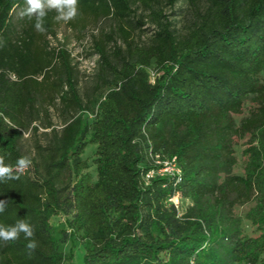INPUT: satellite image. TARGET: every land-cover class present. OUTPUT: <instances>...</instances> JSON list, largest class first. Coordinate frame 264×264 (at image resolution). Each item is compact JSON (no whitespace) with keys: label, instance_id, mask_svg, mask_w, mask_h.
Here are the masks:
<instances>
[{"label":"trees","instance_id":"trees-1","mask_svg":"<svg viewBox=\"0 0 264 264\" xmlns=\"http://www.w3.org/2000/svg\"><path fill=\"white\" fill-rule=\"evenodd\" d=\"M175 3L78 0L74 20L49 11L39 32L35 17L15 15L25 0H0V155L19 176L0 181V224L25 219L38 244L30 252L23 234L0 240V264H66L72 253L57 250L50 223L60 215L81 234L83 264H264V0H187L184 35L164 12ZM144 20L153 30L138 45ZM89 21L110 24L91 37L101 83L83 103L70 53L47 38L60 24L83 33ZM249 98L254 107L236 125ZM56 101L71 118L30 157L20 141ZM235 136L248 138L241 176L230 173ZM88 145L96 146L94 182L82 160ZM22 156L32 163L19 172ZM156 156L175 158L180 181L146 183ZM173 195L194 205L180 213ZM208 197L214 207L205 213L198 204ZM249 203L251 236L232 214Z\"/></svg>","mask_w":264,"mask_h":264},{"label":"rangeland","instance_id":"rangeland-1","mask_svg":"<svg viewBox=\"0 0 264 264\" xmlns=\"http://www.w3.org/2000/svg\"><path fill=\"white\" fill-rule=\"evenodd\" d=\"M164 12L168 19L172 21L173 27L179 35H184L192 26V17L187 0H176L174 6H166ZM20 13L21 11L19 9L15 10L16 16H19ZM143 16V11L141 9H136V14L133 18L135 21H137ZM109 24V21L98 23L89 21L88 26L83 33L78 32L77 29L74 30L69 28L66 24H60L55 29V36L47 38L51 47H64L70 53L72 65L75 67L77 72L76 88L83 103H85L87 100L90 101L89 103H92L98 97L99 88H97V86L101 83V75L98 69V56L95 55L92 50L91 37L93 35H99L101 31H108ZM152 30L153 26L149 24L147 20H144L143 26H139L138 29L134 31L133 38L135 43L138 45L146 44L149 40ZM252 107H254V105L251 98L246 99L243 103L242 113L240 115L232 116L236 125L240 123L241 119L248 116V113ZM73 116H75V114H73ZM70 118L71 116L69 115H63L61 106L56 101L55 104L48 109L47 117L42 115L39 122L32 124V126L37 127V131L34 132L33 130L29 129L23 135L19 144L21 151L30 157L37 158L38 149L46 148L52 142L51 129H55L59 132L64 123L70 120ZM92 119L93 118L91 115H87L88 123H90ZM47 122H49L51 126L49 128H44V125ZM247 139V137L238 136H235L232 139L236 163L231 169V175H243L245 158L242 155V151L246 147ZM95 151L96 146L88 145L82 155V160L86 161L87 163V168L84 170V172H87L91 175L92 182L96 180L94 164ZM213 203V198L208 197L203 199L198 204V207L201 211L206 213L213 209ZM193 205L194 203L190 200L180 199V213H183L188 207ZM252 206L253 203H249L244 206H235L232 210L234 219L240 220V226L243 234L247 236L253 235V229L245 218L246 213ZM66 219L67 217L64 215H60L58 217H53L50 220L57 241V250L65 257L69 256V252L72 253V258L68 259L66 264H83L84 241L82 240L80 233L71 231L68 228V226L65 224ZM61 231H64L65 234Z\"/></svg>","mask_w":264,"mask_h":264},{"label":"clouds","instance_id":"clouds-1","mask_svg":"<svg viewBox=\"0 0 264 264\" xmlns=\"http://www.w3.org/2000/svg\"><path fill=\"white\" fill-rule=\"evenodd\" d=\"M26 7L21 11V17L29 19L35 17V29L44 32V20L49 11H55L54 19L57 22H69L78 15V0H25ZM32 160L28 156L20 157L16 162V170L22 172L30 167ZM13 167L5 163L4 156L0 155V181L18 179V175H13ZM6 202L0 200V212L5 210ZM23 234L28 241L26 248L33 252L38 244L35 240L34 228L25 219H19L13 225L0 224V240L4 242L18 240Z\"/></svg>","mask_w":264,"mask_h":264},{"label":"built area","instance_id":"built-area-1","mask_svg":"<svg viewBox=\"0 0 264 264\" xmlns=\"http://www.w3.org/2000/svg\"><path fill=\"white\" fill-rule=\"evenodd\" d=\"M154 167V169L146 173V183H148L151 178H154L156 176H173L176 177L177 182L180 181L179 176L181 174V170L177 166L175 158L167 159L156 156L154 161ZM168 202L173 204L179 210L180 197L178 195H173L172 197H170L168 199Z\"/></svg>","mask_w":264,"mask_h":264}]
</instances>
